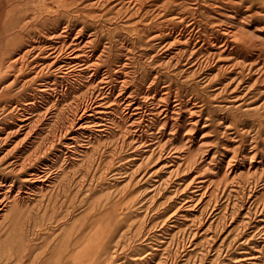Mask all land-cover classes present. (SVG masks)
<instances>
[{"label": "rangeland", "instance_id": "374dc122", "mask_svg": "<svg viewBox=\"0 0 264 264\" xmlns=\"http://www.w3.org/2000/svg\"><path fill=\"white\" fill-rule=\"evenodd\" d=\"M132 1L0 0V264H264V0Z\"/></svg>", "mask_w": 264, "mask_h": 264}, {"label": "bare ground", "instance_id": "6f19581e", "mask_svg": "<svg viewBox=\"0 0 264 264\" xmlns=\"http://www.w3.org/2000/svg\"><path fill=\"white\" fill-rule=\"evenodd\" d=\"M20 1V0H19ZM131 1V0H130ZM137 1V0H136ZM135 1V2H136ZM141 1V0H140ZM16 2V1H15ZM18 2V1H17ZM23 2H24V0H23ZM48 2V1H47ZM132 2H134V0L132 1ZM14 2H12V4H13ZM22 3V2H21ZM137 3V2H136ZM11 4V5H12ZM19 4V3H18ZM45 4V3H44ZM139 4V3H138ZM10 5V6H11ZM15 5H16V3H15ZM7 6V5H6ZM9 6V7H10ZM50 7H52V6H50ZM169 8V7H168ZM171 10V9H170ZM171 12V11H170ZM173 13V12H172ZM173 15V14H172ZM224 15V14H223ZM179 16V15H178ZM214 16V15H213ZM172 21V20H171ZM233 25V24H232ZM237 25V24H236ZM242 26V25H241ZM243 27V26H242ZM239 28H240V25H239ZM229 29V28H228ZM243 29V28H242ZM237 31H235L236 33L237 32H240L241 33V28H240V30L237 28L236 29ZM244 30V29H243ZM10 31V30H9ZM51 31V30H50ZM56 31V30H55ZM60 31V30H59ZM188 31V30H187ZM15 32V31H14ZM64 32H65V30H64ZM81 32V31H80ZM232 32H234V31H232ZM2 33V32H1ZM1 33H0V35H1ZM10 33V32H9ZM9 33H7V34H9ZM229 33H231V32H229ZM3 34V33H2ZM6 34V35H7ZM11 34V33H10ZM48 34V33H47ZM56 34H57V32H56ZM78 34V33H77ZM172 34V33H171ZM228 34V33H227ZM243 34H244V32H243ZM16 35V34H15ZM54 35V34H53ZM82 35V34H81ZM170 35V34H169ZM173 35V34H172ZM236 35V34H235ZM242 35V34H241ZM51 36V35H50ZM232 36H234L233 34H232ZM240 36V35H239ZM0 37H2V36H0ZM9 37V36H8ZM11 37V36H10ZM13 37V36H12ZM45 37V36H44ZM53 37V36H52ZM56 37V36H55ZM60 37V36H59ZM62 37V36H61ZM66 37H67V35H66ZM78 37V36H77ZM89 37H91V36H89ZM20 38H21V36H20ZM51 38V37H50ZM49 38V39H50ZM76 38V37H75ZM79 38H81V37H79ZM85 38V37H84ZM35 39V38H34ZM39 39V38H38ZM55 39V38H54ZM60 39V38H59ZM64 39V38H63ZM62 39V40H63ZM66 39V38H65ZM1 40V39H0ZM4 40H5V38H4ZM8 40L9 39H7V43H8ZM27 40V39H26ZM30 40V39H29ZM36 40V39H35ZM46 40V39H45ZM52 40V39H51ZM62 40H61V42H62ZM82 40V39H81ZM80 40V41H81ZM93 40V39H92ZM112 40V39H111ZM2 41V40H1ZM71 41V40H70ZM75 41H77V39L75 40ZM88 41V40H87ZM91 41V40H90ZM113 41V40H112ZM181 41V40H180ZM28 42V41H27ZM32 42H33V40H32ZM38 42H41V40L40 41H38ZM59 42V41H58ZM67 41H65V43H66ZM93 42H94V40H93ZM109 42V41H108ZM1 43V42H0ZM31 43V42H30ZM63 43H64V41H63ZM65 43H64V45H65ZM73 43V42H72ZM75 43V42H74ZM110 43V42H109ZM238 43V42H237ZM37 44V43H36ZM36 44H34V45H36ZM39 44V43H38ZM41 44V43H40ZM39 44V45H40ZM42 44H44V43H42ZM46 44V43H45ZM48 44H49V42H48ZM80 44V43H79ZM202 44V43H201ZM13 45H14V43H13ZM12 45V46H13ZM33 45V46H34ZM60 45V44H59ZM78 45V44H77ZM83 45V44H82ZM87 45V44H86ZM226 45V44H225ZM5 46V45H4ZM11 46V47H12ZM53 46V45H52ZM67 46V45H66ZM79 46V45H78ZM81 46V45H80ZM90 46V45H89ZM88 46V47H89ZM15 47V46H14ZM25 47V46H24ZM31 47H32V44H31ZM42 47V46H41ZM44 47H46L47 48V46H44ZM54 47V46H53ZM58 47V46H57ZM65 47V46H64ZM84 47V46H83ZM9 48V47H8ZM29 48V47H28ZM35 48V47H34ZM37 48V47H36ZM52 48V47H51ZM56 48V47H55ZM71 48H72V46H71ZM75 48V47H74ZM79 48H81V47H79ZM104 48V47H103ZM107 48H108V46H107ZM227 48V47H226ZM10 49H12V48H10ZM15 49H17L16 47H15ZM19 49H20V47H19ZM37 49H39V48H37ZM41 49V48H40ZM48 49H50V48H47V50ZM68 49H70V48H68ZM76 49V53H77V51H79L78 49H77V47L75 48ZM75 49H72V50H75ZM84 48H82L81 50H83ZM88 49V48H87ZM5 50V49H4ZM27 50H29V49H22V51H18V53H14L13 51H11V54H12V52L14 53L12 56H10V55H8V54H4V56L2 57V63L0 64V89L2 90V92L0 93L1 95H0V104L6 99V97L9 95V92H10V89H11V87H12V84H13V81L12 82H10V80H11V76H12V74H13V72L17 69V70H19L17 67L18 66H20V65H22L24 62H25V58H27L26 56H27V53H28V51ZM32 50V49H31ZM86 50V49H85ZM84 50V51H85ZM6 51V50H5ZM57 51V50H56ZM55 51V52H56ZM63 51H64V48H63ZM62 51V52H63ZM65 51H67V50H65ZM104 51V50H103ZM2 51H0V53H1ZM10 52V51H9ZM16 52V51H15ZM47 52V51H46ZM52 52V51H51ZM59 52V51H58ZM82 52V51H81ZM105 52V51H104ZM103 52V53H104ZM37 53V52H36ZM53 53V52H52ZM71 53V52H70ZM69 53V54H70ZM84 53V52H83ZM85 53H87V52H85ZM38 54H39V52H38ZM44 54V53H43ZM59 54V53H58ZM61 54V53H60ZM63 54H64V52H63ZM65 54H68V52L66 53L65 52ZM0 55H3V54H0ZM48 55V54H47ZM57 55V54H56ZM55 55V56H56ZM71 55H73V54H71ZM77 55V54H76ZM81 56H86L87 57V54L85 55H83V54H80ZM79 55V56H80ZM90 55V54H89ZM100 55V54H99ZM46 56V55H45ZM53 56V55H52ZM70 56V55H69ZM80 56V57H81ZM1 57V56H0ZM43 57V56H42ZM63 57H65V56H63ZM67 57V56H66ZM80 57H78V59L80 58ZM100 57H101V55H100ZM40 58V57H39ZM47 58V57H46ZM49 58H51V57H49ZM56 58V57H55ZM58 58V57H57ZM83 58V57H82ZM89 58V57H88ZM37 59V58H36ZM71 59H73V57L71 58ZM76 59V58H75ZM85 59V58H84ZM87 59V58H86ZM81 60V59H80ZM98 60V59H97ZM43 61V60H42ZM56 61V60H55ZM71 61H73V60H71ZM78 61V60H77ZM86 61V60H85ZM84 61V62H85ZM99 61V60H98ZM241 61V60H240ZM29 62V61H28ZM33 62H34V60H33ZM41 62V61H40ZM39 62V63H40ZM44 62V61H43ZM65 62V61H64ZM67 62V61H66ZM81 62V61H80ZM48 63V62H47ZM49 63H52V62H49ZM48 63V64H49ZM55 63V62H54ZM93 63V62H92ZM94 63H96V61L94 62ZM98 63V62H97ZM43 64V63H42ZM45 65H46V63H44ZM59 64V63H58ZM62 64V63H61ZM61 64H60V66H58V67H61ZM69 64V63H68ZM71 64V63H70ZM74 64H75V60H74ZM76 64H77V62H76ZM31 65V64H30ZM39 65H41V64H39ZM51 65H53V64H51ZM65 65V64H64ZM64 65H62V66H64ZM89 65H90V63H89ZM88 65V66H89ZM92 65V64H91ZM90 65V66H91ZM97 65V64H96ZM33 66V65H32ZM31 66V67H32ZM35 66H37L36 65V63H35ZM69 66V65H68ZM72 66H74V65H72ZM78 66H79V63H78ZM92 66H95V65H92ZM21 67V66H20ZM38 67V66H37ZM46 67V66H45ZM48 67V66H47ZM50 67V66H49ZM48 67V68H49ZM70 67H71V65H70ZM77 66H75V68H76ZM23 68V67H22ZM33 68H34V66H33ZM63 68V67H62ZM61 68V69H62ZM73 68V67H72ZM87 68V67H86ZM89 68V67H88ZM92 68V67H91ZM124 68V67H123ZM122 68V69H123ZM46 70H47V68H45ZM60 69V70H61ZM60 70H58V71H60ZM84 70V69H83ZM75 71V70H74ZM87 71V70H86ZM89 71H90V69H89ZM21 72V71H20ZM19 72V73H20ZM43 72V71H42ZM85 72V71H84ZM18 73V74H19ZM107 73V72H106ZM17 74V75H18ZM88 74H89V72H88ZM112 74V73H111ZM110 74V75H111ZM108 75V74H107ZM113 75V74H112ZM82 76V75H81ZM17 77V76H16ZM75 77V76H74ZM109 77V76H108ZM15 78V77H14ZM80 78V77H79ZM78 78V79H79ZM98 78V77H97ZM105 78H107V77H105ZM33 79V78H32ZM31 79V80H32ZM75 79V78H74ZM77 79V78H76ZM116 79V78H115ZM97 80V79H96ZM106 80V79H105ZM14 82H16V81H14ZM73 82V81H72ZM103 82H105V81H103ZM99 83V82H98ZM101 84H102V82H100ZM46 84V83H45ZM99 85V84H98ZM49 86V85H48ZM72 86V85H71ZM97 86V85H96ZM103 86V85H102ZM50 87V86H49ZM102 88V87H101ZM49 89V88H48ZM48 89H44L43 91H45V90H48ZM38 90V89H37ZM42 90V89H41ZM120 90V89H119ZM72 91V90H71ZM104 91V90H103ZM99 93H100V91H99ZM102 93V92H101ZM41 94V93H40ZM61 96L63 95V94H60ZM54 97V96H53ZM63 97H65V95L63 96ZM104 97H106V96H104ZM107 97H108V95H107ZM103 99V98H102ZM105 99V98H104ZM103 99V100H104ZM107 99H110V98H107ZM121 99V98H120ZM59 100V99H58ZM17 101V100H16ZM26 101H28V100H26ZM57 101V100H56ZM100 101V100H99ZM9 102V101H8ZM90 102V101H89ZM92 102L94 103V107H96L95 106V102L92 100ZM96 102H97V100H96ZM108 102V101H107ZM119 102V101H118ZM104 103V102H103ZM120 103V102H119ZM11 104V103H10ZM86 104V103H85ZM106 104V103H105ZM117 104V103H116ZM2 105V104H1ZM0 105V106H1ZM25 105H27V104H25ZM29 105V104H28ZM99 105H101V104H99ZM103 105V104H102ZM111 105H113V104H111ZM110 105V106H111ZM127 105H129V104H127ZM3 106H4V103H3ZM16 106H17V103H16ZM15 106V109L17 108ZM32 106V105H31ZM36 106V105H35ZM85 106V105H84ZM92 106V105H91ZM108 106V105H107ZM106 106V107H107ZM6 107V106H5ZM2 108L1 109V107H0V109H1V111H9V109H11V107L10 108ZM28 107H30V106H28ZM98 107H100V106H98ZM97 107V108H98ZM106 107H104V108H106ZM123 107V106H122ZM19 108V107H18ZM21 108V107H20ZM19 108V109H20ZM81 108V107H80ZM82 108H84V107H82ZM85 108H86V106H85ZM90 108V107H89ZM88 108V109H89ZM92 108V107H91ZM127 108V107H126ZM13 109H14V107H13ZM88 109H85V110H83L84 112L82 113V114H87L88 112H89V110ZM12 110V109H11ZM21 110V109H20ZM30 110H33V108H31ZM78 110V109H77ZM86 110H88V111H86ZM92 110V109H91ZM97 110V109H96ZM127 110V109H126ZM130 110V109H129ZM128 110V111H129ZM16 111H18V109H16ZM75 111V110H74ZM93 111H95V110H93ZM14 112V111H13ZM21 112H23L22 110H21ZM20 112V113H21ZM36 112V111H35ZM48 112V111H47ZM98 112V111H97ZM166 112V111H165ZM2 113V112H1ZM9 113V112H8ZM27 113V112H26ZM40 113V112H39ZM78 113V112H77ZM80 113V112H79ZM100 113V112H99ZM105 113V112H104ZM107 113V112H106ZM30 114H32L31 112H30ZM49 114V113H48ZM103 114V113H102ZM13 115H16V113L15 114H13ZM34 115V114H33ZM39 115V114H38ZM88 115H90V114H88ZM94 115V114H93ZM9 116H10V114H9ZM9 116H6V117H9ZM79 116V115H78ZM107 116H109V115H107ZM27 117V116H26ZM30 117V116H29ZM76 117H77V115H76ZM75 117V118H76ZM80 117V116H79ZM86 117V116H85ZM88 117V116H87ZM3 118V117H2ZM28 118V117H27ZM33 118V117H32ZM39 118V117H38ZM4 119V118H3ZM19 119V118H18ZM34 119V118H33ZM79 119V118H78ZM81 119H82V117H81ZM71 120H73V119H71ZM0 121H1V119H0ZM40 121H41V119H40ZM2 122V121H1ZM28 122H30V121H28V119H22V121L20 122V125L18 124V126L16 127V126H13V125H11V124H5V125H1L0 124V150H3V148L4 147H6L7 148V146L12 142V139L16 136V135H18V134H20V133H23V132H26L27 133V130L25 131V129H27V126L29 125L28 124ZM80 122H82V121H80ZM190 122V121H189ZM32 123V122H31ZM41 123V122H40ZM70 123H71V121H70ZM77 123V122H76ZM24 124H28V125H24ZM69 125V124H68ZM71 125V124H70ZM72 126V125H71ZM79 126H81V125H79ZM81 127H83V126H81ZM53 128V127H52ZM73 128V127H72ZM71 128V129H72ZM75 128V127H74ZM81 129V128H80ZM68 130V129H67ZM93 130V129H92ZM29 131H30V129H29ZM29 131H28V133L26 134V136L29 134ZM57 131V130H56ZM81 131V130H80ZM100 131V130H99ZM33 132H34V130H33ZM59 132V131H58ZM61 132V131H60ZM57 133V132H56ZM33 134V133H32ZM134 134V133H133ZM30 135H31V132H30ZM57 135V134H56ZM25 136V137H26ZM55 137V136H54ZM56 138H57V136H56ZM29 139V138H28ZM55 140V139H54ZM57 140V139H56ZM55 140V141H56ZM22 141V140H21ZM25 141V140H24ZM54 141V142H55ZM15 142V141H14ZM19 143V142H18ZM17 143V144H18ZM21 143V142H20ZM16 144V143H15ZM23 144V143H22ZM22 144H20V145H22ZM33 144V143H32ZM17 146V145H16ZM18 146H19V144H18ZM51 146H53V145H51ZM50 146V147H51ZM15 148V147H14ZM14 148H12L11 149V151H7L6 152V154L2 157V158H0V163L1 162H5V160L6 159H8L9 158V156L12 154V150H14ZM67 149V148H66ZM41 150V149H40ZM46 150H48V149H46ZM39 151V150H38ZM2 152V151H1ZM36 152V151H35ZM36 153H39V152H36ZM41 153V152H40ZM43 153V152H42ZM48 154V153H47ZM46 154V155H47ZM65 155V154H64ZM25 162V161H24ZM19 163H21V161L19 162ZM19 168H20V172H22L23 170H24V168H25V164L24 163H22V164H20L19 165ZM46 170V169H45ZM33 173V172H32ZM37 174V173H36ZM31 176V175H30ZM32 177V176H31ZM36 178V177H35ZM31 180V179H30ZM47 180V179H46ZM33 181V180H32ZM35 181H36V179H35ZM46 183V182H45ZM11 187V186H10ZM10 187L8 188L7 187V185H6V181L3 179V178H0V218H2V220H3V215L5 214V212H6V206H7V202L9 201V199L11 198V191H10ZM14 191V190H13ZM11 193V194H10ZM24 197V196H23ZM17 200V199H16ZM11 201V200H10ZM18 201V200H17ZM14 204V203H13ZM10 205V204H9ZM8 207V206H7ZM10 209V208H9ZM8 214H10V213H8ZM6 217V216H5ZM8 218V217H7Z\"/></svg>", "mask_w": 264, "mask_h": 264}]
</instances>
